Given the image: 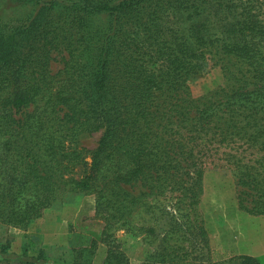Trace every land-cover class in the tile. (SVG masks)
Instances as JSON below:
<instances>
[{
    "label": "trees",
    "instance_id": "16d2710c",
    "mask_svg": "<svg viewBox=\"0 0 264 264\" xmlns=\"http://www.w3.org/2000/svg\"><path fill=\"white\" fill-rule=\"evenodd\" d=\"M2 3L26 12L17 23L0 14V250L8 228L83 193L96 195L104 264H130L119 229L152 236L141 264H261L212 260L191 214L217 165L239 208L264 214V0ZM213 66L225 83L194 96L191 78ZM98 131L95 148L82 145ZM98 243L69 264H95ZM26 264L58 263L40 251Z\"/></svg>",
    "mask_w": 264,
    "mask_h": 264
},
{
    "label": "rangeland",
    "instance_id": "374dc122",
    "mask_svg": "<svg viewBox=\"0 0 264 264\" xmlns=\"http://www.w3.org/2000/svg\"><path fill=\"white\" fill-rule=\"evenodd\" d=\"M25 12L26 8L6 9L4 3L0 7V14L12 17L15 23ZM61 59V55L55 56L52 61L54 70L62 65ZM225 81L221 67L213 66L203 75L191 78L190 87L197 97L219 88ZM101 134L102 131L84 134L82 145L95 148ZM237 195L238 187L230 168L211 166L204 176L201 202L196 212L192 211L191 219L197 216L203 220L210 244L208 256L212 260L223 261L235 255L249 254L264 264V214L254 215L241 210ZM103 224L102 218L96 215L95 194H66L28 228L10 227L3 233L1 240L4 243L9 240L10 247L6 252L0 250V264H26L27 259L38 256L40 251L50 263L69 264L76 250L90 245L93 239L99 241L93 261L104 264L108 246L101 242ZM115 237L130 264H141L155 244L152 236L133 235L125 229L117 230ZM25 249L28 251L26 255Z\"/></svg>",
    "mask_w": 264,
    "mask_h": 264
}]
</instances>
